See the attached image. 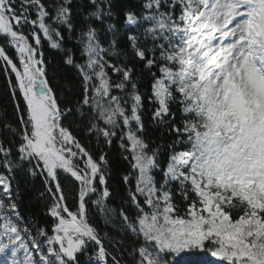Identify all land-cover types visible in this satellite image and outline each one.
Instances as JSON below:
<instances>
[{
	"label": "snow or ice",
	"instance_id": "obj_1",
	"mask_svg": "<svg viewBox=\"0 0 264 264\" xmlns=\"http://www.w3.org/2000/svg\"><path fill=\"white\" fill-rule=\"evenodd\" d=\"M0 72V264H264V0H0Z\"/></svg>",
	"mask_w": 264,
	"mask_h": 264
},
{
	"label": "trees",
	"instance_id": "obj_2",
	"mask_svg": "<svg viewBox=\"0 0 264 264\" xmlns=\"http://www.w3.org/2000/svg\"><path fill=\"white\" fill-rule=\"evenodd\" d=\"M132 2V0H119L120 4H128ZM46 50V54L48 55L49 60H51L53 63L49 68V72L52 75H55L57 77V79H59L62 76L68 75L69 71L67 69H65L61 64H60V59L59 57L52 51L45 49ZM6 79L7 77L0 72V115H2L4 113V111L6 110L9 114V116L11 115V104L9 103V98L6 95V91H5V85H6ZM153 137H158L160 135L159 132H155L153 131L152 133ZM113 160L115 161L117 159L116 154L113 153L112 154ZM112 186L114 188V196L113 199L115 201L114 204H112L113 207H115L117 204L120 203L119 200V196H120V190H119V186H118V182L113 179L111 181ZM28 192L29 195H26L25 197V206H27L28 204H35V193L32 192V185H28ZM35 187H39V181L37 180L35 183ZM37 215L40 217V222L43 223L44 219H46L45 217H43L41 215L42 213V209L41 208H37L36 209ZM31 213V209H28L27 207H25V212L24 214L27 216ZM100 227L103 228L105 231H107L108 229L105 227L103 219L101 218L100 220Z\"/></svg>",
	"mask_w": 264,
	"mask_h": 264
}]
</instances>
